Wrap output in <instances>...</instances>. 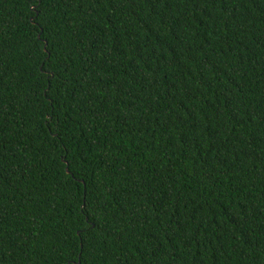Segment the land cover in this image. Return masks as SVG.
Masks as SVG:
<instances>
[{
	"label": "trees",
	"instance_id": "1",
	"mask_svg": "<svg viewBox=\"0 0 264 264\" xmlns=\"http://www.w3.org/2000/svg\"><path fill=\"white\" fill-rule=\"evenodd\" d=\"M0 264H264V0H0Z\"/></svg>",
	"mask_w": 264,
	"mask_h": 264
},
{
	"label": "water",
	"instance_id": "2",
	"mask_svg": "<svg viewBox=\"0 0 264 264\" xmlns=\"http://www.w3.org/2000/svg\"><path fill=\"white\" fill-rule=\"evenodd\" d=\"M67 172L69 173V169L67 170Z\"/></svg>",
	"mask_w": 264,
	"mask_h": 264
}]
</instances>
